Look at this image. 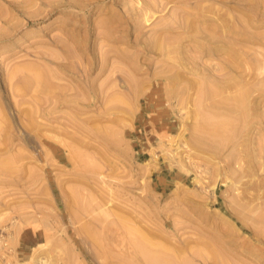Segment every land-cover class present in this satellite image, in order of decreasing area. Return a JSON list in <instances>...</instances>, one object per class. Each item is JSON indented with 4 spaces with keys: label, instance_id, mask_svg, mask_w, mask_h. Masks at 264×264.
Returning a JSON list of instances; mask_svg holds the SVG:
<instances>
[{
    "label": "rangeland",
    "instance_id": "obj_1",
    "mask_svg": "<svg viewBox=\"0 0 264 264\" xmlns=\"http://www.w3.org/2000/svg\"><path fill=\"white\" fill-rule=\"evenodd\" d=\"M202 1L0 0V264H148L147 247L172 264H264V63L252 57L264 43L234 45L239 71L222 53L197 56L191 40H206L203 26L220 15L240 26L246 11L237 0ZM187 13H201L197 34L177 29ZM258 31L264 24L250 27ZM212 78L254 91L257 120L230 114L239 111L231 88L211 109L202 94ZM91 91L106 103L89 104ZM215 121L232 127L215 133ZM246 154L257 158L251 174L236 162Z\"/></svg>",
    "mask_w": 264,
    "mask_h": 264
},
{
    "label": "bare ground",
    "instance_id": "obj_2",
    "mask_svg": "<svg viewBox=\"0 0 264 264\" xmlns=\"http://www.w3.org/2000/svg\"><path fill=\"white\" fill-rule=\"evenodd\" d=\"M210 1V0H209ZM237 1H239V3H241L242 5H244L245 7H246V11H245V13H243L242 14V16L239 18V24H240V26L238 25V26H231V24H229L228 23V20L226 19V18H224V16H222L223 18H224V21H223V18L221 17V15L219 16V18H217L218 20H215V19H212V24H210V26H208L209 28H204V26L203 25H201V26H203L202 27V30L203 31H206L205 33H208V37H205L206 38V40L205 39H200V38H194V39H192L191 41H193L194 43H195V45H197V56H199L200 57V55H205V54H207V56L208 55H213V54H215V53H222L223 54V57H224V61L225 62H227V64H226V69L228 70V68H237L236 70H242L244 67H243V63H244V61H243V59H242V57H241V54L239 53V52H237L236 50H234L233 48H234V45H235V47H238L239 48V46H241V44H242V46H243V44L244 43H256V45L257 44H263L264 42V34H261V33H259V31H258V33L257 34H254V33H252V32H250V27H254V24H260V25H262V24H264L263 22H264V0H255V1H253V0H237ZM200 2V1H199ZM201 2H203L202 0H201ZM198 3V2H197ZM214 3V2H213ZM200 3H198V5H199ZM186 5V4H185ZM202 5V4H201ZM152 6V5H151ZM195 6V5H194ZM200 6V5H199ZM198 6V7H199ZM193 7V6H192ZM191 7V8H192ZM141 8V7H140ZM227 8V7H226ZM242 8V7H241ZM188 10L190 9V8H187ZM195 9H197V8H195ZM195 9H193L194 11H195ZM200 9V8H199ZM209 9V8H208ZM229 9V8H228ZM201 10V9H200ZM211 10V9H210ZM215 10V9H214ZM219 10V9H218ZM191 11V10H190ZM198 11V10H197ZM204 11H206V10H204ZM212 11V10H211ZM210 11V12H211ZM241 11H243V10H241ZM152 12V11H151ZM184 12H185V10H184ZM193 12V11H192ZM209 13V11H206V13ZM225 12H227V10L225 11ZM244 12V11H243ZM157 13V12H156ZM155 13V14H156ZM179 13V12H178ZM180 13H182V12H180ZM193 13H195V12H193ZM204 13V12H203ZM218 13V12H217ZM242 13V12H241ZM146 14V13H145ZM154 14V13H153ZM188 15H186V14H184V16H185V18H181L180 19V26L177 28V29H179V30H182V32L184 31V32H186V33H184V34H197V33H195L194 31V29H193V27L195 26V23H194V26H192V24H193V21L192 20H199V17L197 16V15H200L199 13L198 14H196V15H193V14H190V13H187ZM210 14V13H209ZM236 14V13H235ZM259 14H261V17H262V19H260L259 21H256L255 19H254V17H256V16H259ZM205 15H207V14H205ZM211 15V14H210ZM231 15V14H230ZM204 16V15H203ZM212 16H213V13H212ZM214 16H216V13H215V15ZM227 16V15H226ZM238 16V15H237ZM221 17V18H220ZM230 17H232V16H230ZM260 17V18H261ZM148 18V17H147ZM205 18V17H204ZM216 18V17H215ZM229 18V17H228ZM202 19V18H201ZM222 19V24H220L219 25V21ZM147 20V19H146ZM118 21V20H117ZM148 21V20H147ZM192 21V22H191ZM230 22V21H229ZM114 23V22H113ZM198 23V22H197ZM220 23H221V21H220ZM99 24H101V23H99ZM216 24V25H215ZM200 25V24H199ZM232 25H233V23H232ZM235 25V24H234ZM113 26V25H112ZM165 26V25H164ZM111 27V26H110ZM175 27H176V25H175ZM174 28V27H173ZM260 28V27H259ZM176 29V30H177ZM198 30V29H197ZM199 30H201L200 28H199ZM163 31H164V29H163ZM170 31H172V30H170ZM169 31V32H170ZM174 31H175V28H174ZM114 32V31H113ZM176 32V31H175ZM193 32V33H192ZM199 32V31H198ZM201 33V32H200ZM220 33V34H219ZM164 34H166V31H165V33H163V35ZM181 34V33H180ZM179 34V35H180ZM183 34V35H184ZM109 35V34H108ZM167 35V34H166ZM168 35H173V34H168ZM177 35V34H176ZM182 35V37L184 38V36ZM165 36V35H164ZM163 36V37H164ZM102 37H103V35H102ZM109 37V36H108ZM166 37V36H165ZM164 37V38H165ZM172 37V36H171ZM182 37H180V38H182ZM164 38H163V40H164ZM174 38V37H173ZM172 38V39H173ZM110 39H111V37H110ZM109 39V40H110ZM170 39V38H169ZM168 39V40H169ZM177 39H179V36H178V38ZM166 40L167 39H165V42H166ZM173 41V40H172ZM172 41H171V43H172ZM163 42V43H162ZM165 42L164 41H158L157 43H155V45L153 46V48L155 47V49H161V50H163V48L165 47H163L162 48V46H163V44L165 45ZM168 42V41H167ZM184 42V41H183ZM170 43V44H171ZM185 43V42H184ZM219 43V44H218ZM174 44H176V42H174ZM181 44V43H180ZM192 44V43H191ZM237 44V45H236ZM238 44H240V45H238ZM179 46V45H178ZM244 46H247V45H245L244 44ZM184 47V46H181L180 45V49H182V48ZM248 47H249V45H248ZM177 48V47H176ZM243 48V47H242ZM253 48V47H252ZM259 48V47H258ZM165 49H167L168 50V47L166 46V48ZM172 51L175 49H172V48H170ZM193 49V48H192ZM247 49H249V48H246V50ZM254 49H256V48H254ZM260 49H262V48H260ZM102 50V49H101ZM167 50H163L164 52H166ZM170 50V51H171ZM183 50V49H182ZM187 49H186V47L184 48V50L183 51H185V52H183V56L185 55H187V54H189L190 52L188 51V53H187V51H186ZM245 50V49H244ZM250 51H251V47H250V49H249ZM177 51H178V49H177ZM179 51H181V50H179ZM178 51V52H179ZM248 51V50H247ZM246 51V52H247ZM249 51V52H250ZM111 52V51H110ZM168 52V51H167ZM178 52H176V53H178ZM181 52V53H182ZM171 53H173V52H171ZM170 53V54H171ZM175 53V52H174ZM184 53H186V54H184ZM255 53H258V55L260 56H258L259 58V60H260V62L258 63V62H256L257 64H261V63H264V50H262V51H257V52H255L254 51V53H253V55H252V57H256L255 55ZM252 53L250 52V55H251ZM255 54V55H254ZM104 55V54H103ZM179 55V54H178ZM192 55V54H191ZM100 56V55H99ZM130 56H132V55H130ZM174 56H177V54L175 55L174 54ZM180 56V55H179ZM181 56H182V54H181ZM189 56V55H188ZM244 56V55H243ZM102 57V56H101ZM104 57H106V55L104 56ZM192 57H194L193 55H192ZM252 57H250L249 59H250V61H251V58ZM172 58V57H171ZM177 58H178V56H177ZM176 57H175V59H177ZM184 58V57H183ZM195 58V57H194ZM214 58V57H213ZM212 58V59H213ZM257 58V57H256ZM261 58V59H260ZM106 59V58H105ZM174 59V60H175ZM202 59V58H201ZM204 61H205V59H203ZM126 61V60H125ZM201 61V60H200ZM199 60H198V62H200ZM214 61V60H213ZM212 61V62H213ZM257 61V60H256ZM262 61V62H261ZM212 62H210V63H212ZM219 62H221V60L219 61ZM219 62L217 63V65H219ZM249 62V61H248ZM113 63V62H112ZM111 63V64H112ZM180 63H181V60H180ZM208 63V62H207ZM206 63V61H205V64H207ZM210 63H208V65L210 64ZM250 63V62H249ZM183 64V63H182ZM202 64V63H201ZM251 64V66L253 65V64H255V63H250ZM250 64H249V66H250ZM102 65V64H101ZM105 65V64H104ZM103 65V66H104ZM170 65V64H169ZM246 66H247V64H245ZM171 66H172V64H171ZM204 66V65H203ZM206 66V65H205ZM210 66V65H209ZM220 67H221V65H219ZM236 66V67H235ZM249 66H247V67H249ZM254 66V65H253ZM256 66V68L255 69H257V65H255ZM254 66V67H255ZM259 66V65H258ZM262 66V65H261ZM29 67V66H28ZM27 67V68H28ZM100 67V66H99ZM102 67V66H101ZM169 67V66H168ZM215 67V66H214ZM223 67V66H222ZM253 67V68H254ZM30 68V67H29ZM28 68V69H29ZM173 68V67H172ZM186 68V67H185ZM210 68H212V67H210ZM246 68V67H245ZM252 68V67H251ZM101 69V68H100ZM221 69L222 68H220V70H219V72L221 71ZM225 68L223 67V70H224ZM250 69V68H249ZM254 69V70H255ZM36 69H33V72L35 71ZM41 70H43V69H41ZM41 70H40V74H39V72H38V69H37V74L40 76V75H42V74H44V73H42L41 72ZM102 70V69H101ZM169 70H170V68H169ZM178 70H179V68H178ZM202 70V69H201ZM212 70V69H211ZM238 70V71H239ZM244 70V69H243ZM246 70V69H245ZM262 70H264V65L262 66V67H260V69H258V71H261V73L260 72H258V74L259 75H261L264 71H262ZM29 71V70H28ZM216 72H217V70H215ZM251 71H253V70H251ZM30 72H32V71H30ZM199 72V71H198ZM225 72H227V71H225ZM231 72V71H230ZM243 72V71H242ZM247 72H248V69H247ZM247 72H246V74H247ZM250 72V71H249ZM35 74H36V71L34 72ZM33 73V74H34ZM178 73V72H177ZM215 73V72H214ZM229 73V72H228ZM255 73V72H254ZM46 74V73H45ZM86 74H87V72H86ZM107 74V73H106ZM114 74V73H113ZM219 74V73H218ZM221 74H223V73H221ZM227 74V73H226ZM37 75V76H38ZM88 75V74H87ZM126 75H128V74H126ZM223 75H225V74H223ZM249 75H250V73H249ZM252 75V74H251ZM26 76V78L24 77V79H26L27 80V76L28 75H25ZM114 76V75H113ZM191 76V75H190ZM42 77V76H41ZM127 77V76H126ZM223 76H221V78H222ZM247 77V76H246ZM249 77V76H248ZM255 77H257V75H255ZM264 77V76H263ZM29 78V77H28ZM224 78V77H223ZM31 79V78H30ZM33 79V78H32ZM34 79H35V75H34ZM127 79V78H126ZM130 79V78H129ZM243 79H245V78H243ZM255 79V78H254ZM254 79H253V81H254ZM22 80L23 79H21L20 81L22 82ZM87 80V79H86ZM225 80V79H224ZM238 80H240V79H238ZM248 80V79H247ZM256 80V79H255ZM264 80V79H263ZM263 80H260V78H259V82H263ZM20 81H18V82H20ZM127 81H128V79H127ZM127 81H125V82H127ZM32 81H30L29 83H28V81H27V84L25 83V85H29L30 83H31ZM35 82V81H34ZM47 82H49V81H47ZM115 82V81H114ZM129 82V81H128ZM206 82V87H204L205 88V90L203 91L204 93L202 94L203 96H205L204 98H206V101L208 100V102H210L209 103V106H210V104L212 105V108L211 109H213L214 107H216V105L218 104L219 105V103L216 101V99L215 98H218L219 96L220 97H222V98H220V99H223V97L225 98V96H224V94L225 95H227V94H229L230 95V93L229 92H227V93H225V91H228L227 89H229V88H231L232 87V85L234 84V82L232 81V80H226V82H218L217 80H215V79H209V80H206L205 81ZM247 82V81H246ZM246 82H244V84L246 83ZM255 82V81H254ZM253 82V83H254ZM45 83H46V80H45ZM249 83V82H248ZM18 84L19 83H17V85L16 86H18ZM33 84H35V83H33ZM43 84V83H42ZM48 84V83H47ZM116 84V83H115ZM115 84H113V86L115 85ZM124 84V83H123ZM126 84V83H125ZM243 84V85H244ZM264 84V83H263ZM263 84L261 85L262 87H261V89L262 88H264V86H263ZM21 85H24V84H21ZM109 85H111V84H109ZM128 85H129V83H128ZM127 84L125 85V86H128ZM131 85V84H130ZM133 85V84H132ZM131 85V86H132ZM31 86H32V84H31ZM31 86H30V88H31ZM101 86H104V84L103 85H101ZM100 86V87H101ZM107 86V85H106ZM105 86V87H106ZM248 86V85H247ZM246 86V87H247ZM257 86V85H256ZM14 87H15V85H14ZM19 87H21V86H19ZM18 87V88H19ZM24 87V86H23ZM29 87V86H28ZM33 87V86H32ZM105 87H103V88H105ZM129 87V86H128ZM199 87V86H198ZM236 87H238L239 88V84H237V86ZM236 87H235V89H236ZM244 87H245V85H244ZM257 87H260V86H257ZM102 88V89H103ZM111 88V87H110ZM121 88V87H120ZM203 88V89H204ZM21 89V88H20ZM24 89H26V88H24ZM101 88H100V90H102ZM112 89V88H111ZM129 89V88H128ZM128 89H126L127 91H128ZM201 89H202V87H201ZM202 89V90H203ZM233 91H234V89L233 88H231ZM249 89V88H248ZM248 89H245V88H241L240 89V91H239V93L238 94H236L235 93V91L233 92V95L232 96H234V93L237 95V96H234L235 97V99L233 98V99H231V98H229L232 102H234V104H238L239 105V107H237V105H236V107L238 108V110L239 111H235V110H233V109H231V112H230V114L232 113V112H235V113H238V115L240 114V116L242 117V116H247L248 118H249V116L250 115H253L254 116V118H256L255 120H257V115L254 113V110H252V109H254V107H255V105L254 106H252V109L251 108H249V109H251L252 111H250V110H248V104L250 105V103H249V101H250V98H252L251 96H252V93H254V91L253 92H249V90ZM253 88H251V90H252ZM19 90V89H18ZM27 90H29V89H26V90H24V91H27ZM106 90V89H105ZM110 90V89H109ZM130 90V89H129ZM23 91V90H22ZM104 91V90H103ZM111 91V90H110ZM125 91V90H124ZM124 91L123 92H121V93H124ZM126 91V92H127ZM120 92L118 93V96L120 95ZM125 92V93H126ZM189 92V91H188ZM258 92V91H257ZM260 92H261V90H260ZM88 93V92H87ZM91 93H92V91H91ZM108 93V92H107ZM124 93V94H125ZM127 93H130V92H127ZM133 93H136V91L135 92H133ZM25 94H27V93H25ZM188 94V93H187ZM223 94V96H221ZM106 96V94H103L102 95V97L100 98V96H101V94L100 95H98V97L96 96V93L94 94V93H92L91 94V99H90V103L89 104H91L92 106H96L98 103H106V101L105 100H107L106 98H105V96ZM115 95V94H114ZM127 95V94H126ZM132 95V94H131ZM191 95V94H190ZM255 95V94H254ZM258 95V94H257ZM260 95V94H259ZM258 95V96H259ZM129 96V95H128ZM128 96H126V97H128ZM202 96V97H203ZM262 95H260V97H261ZM130 97V96H129ZM132 97V96H131ZM185 97H186V95H185ZM190 97V96H189ZM199 97V96H198ZM201 97V98H202ZM227 97V96H226ZM255 97H257V96H255ZM255 97H254V99H255ZM123 98V97H122ZM191 98V97H190ZM203 98V99H204ZM101 99H104V101L102 100L101 101ZM125 99V98H124ZM128 99H130V98H128ZM186 99V98H185ZM203 99H202V101H203ZM214 99H215V101H214ZM228 99V98H227ZM98 100V101H97ZM115 100H117V99H115ZM115 100H114V104H116L117 105V103L115 102ZM120 100V99H119ZM218 100V99H217ZM233 100H236V102L235 101H233ZM253 100V99H252ZM261 100V99H260ZM131 101V100H130ZM224 101H225V99H224ZM227 101H229V100H227ZM89 102V101H88ZM129 101L127 100V103H128ZM226 102V101H225ZM253 102V101H252ZM205 103V102H204ZM228 103H231L230 101L228 102ZM264 103V102H263ZM112 103H110V105H111ZM121 103L119 102V105H120ZM207 104V103H206ZM233 104V105H234ZM90 105V106H91ZM118 105V106H119ZM122 105V104H121ZM126 105V104H125ZM203 105V104H202ZM208 105V104H207ZM221 105V104H220ZM224 105V104H223ZM225 105H227V104H225ZM229 105V104H228ZM231 105V104H230ZM263 105V104H262ZM232 106V105H231ZM120 107V106H119ZM227 107V106H226ZM241 107H243L242 109H241ZM228 108H229V106H228ZM262 108H264V107H262ZM107 109V108H106ZM114 109V108H113ZM121 109V108H120ZM217 109V108H216ZM234 109H236V108H234ZM247 109V110H246ZM204 110V109H203ZM225 110V109H224ZM217 111V110H216ZM228 111H230V109H228ZM250 111V112H249ZM257 111H259V110H257ZM256 111V112H257ZM205 112H206V110H205ZM210 113H211V111H209ZM259 114H260V112H258ZM257 113V114H258ZM258 114V115H259ZM212 115V114H211ZM214 115H216L215 113H214ZM213 115V116H214ZM232 115H233V113H232ZM237 115H235V119L237 118L236 117ZM230 117V116H229ZM243 117V118H244ZM259 117V116H258ZM208 118V117H207ZM227 118V117H226ZM233 118V117H232ZM242 118V120H241V122H243V120H244V125L247 123H245V118L243 119ZM228 119V118H227ZM238 119V118H237ZM236 119V120H237ZM240 120V119H239ZM259 120V119H258ZM212 121V120H211ZM250 121V120H249ZM251 121H254L252 118H251ZM216 122V124H215V126H214V128H213V131L216 133H219V132H221V130H226V128L228 129V128H230L231 129V124H230V126L229 127H227L228 126V124L226 125V124H222L221 122H223V121H220V123L218 122V121H215ZM218 122V123H217ZM231 122V121H230ZM229 122V123H230ZM236 123V122H235ZM203 124H204V122H203ZM237 124V123H236ZM249 124V123H248ZM248 124H246L245 125V127H247V125ZM201 126H202V123L200 124ZM241 125H243L242 123H241ZM204 126H206V125H204ZM210 126V125H209ZM236 126V125H235ZM238 128H241V131L243 130V128H244V126L243 127H239V126H237ZM236 127V128H237ZM258 127V126H257ZM238 128L236 129V131H238V132H241L240 131V129L238 130ZM248 128V127H247ZM259 128V127H258ZM196 129V128H195ZM200 129V128H199ZM234 129V128H233ZM105 130V129H104ZM210 130H212V129H210ZM235 130V129H234ZM248 130V129H247ZM212 131V132H213ZM232 131V130H231ZM199 132V131H198ZM211 132V133H212ZM104 133H106V132H104ZM192 133V132H191ZM200 133V132H199ZM198 133V134H199ZM210 133V132H209ZM244 133V132H243ZM242 132H241V134H243ZM234 135H235V133H233ZM239 134V133H238ZM108 135V134H107ZM211 135V134H210ZM213 135V134H212ZM237 135V134H236ZM240 135V134H239ZM240 137V136H239ZM248 137V136H247ZM101 138V137H100ZM217 138V137H216ZM242 138V137H241ZM213 139V138H212ZM239 139V138H238ZM260 139V138H259ZM109 140V139H108ZM259 141V140H258ZM263 142H264V140H262ZM261 141V142H262ZM237 142V141H236ZM243 141H241V143H242ZM249 142V141H248ZM264 144V143H263ZM263 144H261V145H263ZM102 145V144H101ZM105 145V144H104ZM240 145V144H239ZM233 146V145H232ZM241 146V145H240ZM107 149V148H106ZM264 149V148H263ZM71 150H72V148H71ZM252 150V149H251ZM73 153L75 152V153H77V150H75V151H72ZM79 152H80V154H79ZM81 153H83L82 151H78V154H76V155H78V157L76 158L75 156H73L74 158H76V159H79L80 160V158H82V160L84 159L83 158V156H82V154ZM245 153V152H244ZM248 153V152H247ZM261 153V152H260ZM87 154V153H86ZM85 154V155H86ZM262 154H263V152H262ZM88 155V154H87ZM86 155V156H87ZM249 155H251V154H249ZM258 156H259V154H258ZM87 157H92L90 154L87 156ZM252 157H254V156H251V158L246 154V155H242L240 158H236V160H238V161H236V162H239V163H241L240 161L241 160H244L248 165H247V167H244L245 169H246V172H247V170H250V171H248V174H251L252 172H253V167L255 166H250V164H251V162L252 161H255L256 159H255V157H254V159L252 160ZM259 158V157H258ZM95 160V163H96V158H94ZM252 160V161H251ZM81 161V160H80ZM92 161V160H91ZM82 162H86V163H89L90 162V160H88L87 158H86V161L85 160H83V161H81V163ZM262 162V161H261ZM80 163V162H79ZM238 163V164H239ZM252 163H254V162H252ZM82 164H84V163H82ZM258 164V163H257ZM77 165V164H76ZM96 165V164H95ZM94 165V166H95ZM235 165H236V163H235ZM242 165V164H241ZM258 165H260V164H258ZM89 166V165H88ZM98 166V165H97ZM238 166V165H237ZM242 166H244V165H242ZM242 166L240 167L241 169H242ZM78 167V166H77ZM85 167V166H84ZM98 167H100V166H98ZM98 167H96L95 166V168H97L96 170H98ZM236 167V166H235ZM261 167V166H260ZM100 168H102V167H100ZM259 168V167H258ZM77 169V168H76ZM238 169V168H237ZM245 169H244V171H245ZM88 170V169H87ZM89 170H90V168H89ZM95 170V171H96ZM233 171H235V170H233ZM239 171V170H238ZM242 172V171H241ZM251 172V173H250ZM254 172H255V169H254ZM77 173V172H76ZM79 173V172H78ZM240 173V172H239ZM244 174H246L245 172H243ZM89 174V173H88ZM238 175V174H237ZM82 176V175H81ZM97 176V175H96ZM243 176V175H242ZM254 176V175H253ZM89 177H91V176H89ZM94 177V176H93ZM94 179V178H93ZM238 179V178H237ZM89 181H90V179H89ZM235 182V181H234ZM229 183H231V179H229V178H227L226 180H224L223 182H222V184L223 185H227V184H229ZM236 183V182H235ZM257 183V182H256ZM256 183H255V185H256ZM245 184V183H244ZM247 184V183H246ZM254 185V186H255ZM260 185H261V183H260ZM246 186H248V185H246ZM250 186V185H249ZM255 188V187H254ZM253 189V188H252ZM251 189V190H252ZM256 189V188H255ZM250 190V189H249ZM257 190V189H256ZM79 191H81V189L79 190ZM83 191V190H82ZM248 191V190H247ZM74 194H76V192L74 193ZM89 196V195H88ZM91 196V195H90ZM86 198V197H85ZM88 198V197H87ZM102 198V197H101ZM77 199H78V202H80V204L81 205H84V206H87V204H88V202H86L85 201V199L84 198H82L81 197V195L79 196H77ZM95 199V198H94ZM87 200V199H86ZM93 200V199H92ZM245 200V199H244ZM239 201V200H238ZM240 201H241V199H240ZM84 202H86L85 204H84ZM242 202H244L243 200H242ZM251 202V201H250ZM250 202H248L249 204H250ZM97 203V202H96ZM95 203V204H96ZM245 203V202H244ZM248 203H246L247 205H249ZM252 203V202H251ZM91 204V203H90ZM243 204V203H242ZM245 204V205H246ZM99 205V204H98ZM240 205V204H239ZM242 206V205H241ZM244 206V205H243ZM249 207V206H248ZM244 208L245 209H247V207H245L244 206ZM256 208V207H255ZM261 208V207H260ZM91 209V208H90ZM250 210V209H249ZM255 210V209H254ZM86 211V210H85ZM84 211V212H85ZM257 211V210H256ZM259 211H262V209L261 210H259ZM264 211V210H263ZM94 212H96V211H94ZM252 212H255V211H252ZM102 213V212H101ZM90 215H91V211H90V213H89ZM104 214V213H103ZM256 214V213H255ZM93 215V214H92ZM102 215V214H101ZM108 215H110L109 213H108ZM260 215V214H259ZM258 215V216H259ZM106 217L105 215H102V217ZM117 216V215H116ZM96 217V219H98L97 218V216H94L93 218H95ZM108 219V218H107ZM253 219V218H252ZM256 219V218H255ZM113 221H115V219H112ZM119 220V219H118ZM109 221V220H108ZM253 221H254V219H253ZM258 223H264V214L262 213V216H260V218L258 219V220H256ZM256 221H255V223H256ZM100 223H101V221H99ZM103 222V221H102ZM114 223V222H113ZM120 224V223H119ZM110 225V224H109ZM106 226H107V224H106ZM116 226H117V224H116ZM107 227H109V226H107ZM91 228V227H90ZM263 228V227H262ZM105 229V228H104ZM107 230V229H106ZM112 230H115L114 229V227H113V229ZM111 230V231H112ZM115 232V231H114ZM98 233H99V231H98ZM103 234V233H102ZM112 234H113V232H112ZM258 234V233H257ZM101 235V234H100ZM255 235V234H254ZM94 236V235H93ZM115 238V237H114ZM93 239V238H92ZM97 239V238H96ZM117 239V238H116ZM116 239H114L115 241H116ZM263 239V238H262ZM146 243V242H145ZM96 244H97V242H96ZM120 244H121V242H120ZM147 244H148V242H147ZM105 246H108V245H105ZM104 246V247H105ZM116 246H119L118 245V243H117V245ZM121 246V245H120ZM99 248V247H98ZM111 248V247H110ZM116 248V247H115ZM148 248V247H147ZM145 249V251H144V254L143 255H145L146 256V258H147V263L148 264H172L171 263V261L169 262L168 261V263L166 262V260L163 262V259L162 260H160V258L159 257H156V256H154V255H152L151 253H150V251H149V249ZM150 248V247H149ZM152 249V248H151ZM109 251V250H108ZM115 252V251H114ZM119 252H121V251H119ZM143 252V251H142ZM161 252V251H160ZM137 253H139V252H137ZM157 254V253H156ZM196 254H198V252L196 253ZM115 255V254H114ZM160 255H163V253L162 254H160ZM50 257V256H49ZM107 257V256H106ZM54 259H55V257H53ZM111 258V257H110ZM119 258V257H118ZM164 258H165V255H164ZM100 260H102L101 258H100ZM105 260V259H104ZM136 262V261H135ZM140 262V261H139ZM144 263V262H143ZM54 264V263H53ZM141 264V263H140Z\"/></svg>",
    "mask_w": 264,
    "mask_h": 264
}]
</instances>
